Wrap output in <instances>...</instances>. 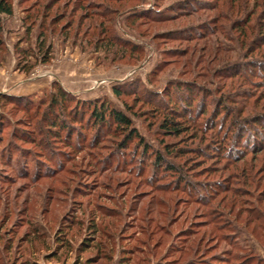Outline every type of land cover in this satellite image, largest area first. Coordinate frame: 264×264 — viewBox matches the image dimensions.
Listing matches in <instances>:
<instances>
[{
    "label": "rangeland",
    "instance_id": "1",
    "mask_svg": "<svg viewBox=\"0 0 264 264\" xmlns=\"http://www.w3.org/2000/svg\"><path fill=\"white\" fill-rule=\"evenodd\" d=\"M11 1L14 14L4 17L2 23L5 52L0 54V93L29 96L37 102L52 91L56 83L71 92L79 102L109 101L132 115L134 126L147 141L160 148L165 143L177 149L183 148L185 155L175 160L183 162L184 158L189 159L197 172L195 181L203 183L220 175L212 172L213 167H221L224 160L218 161L214 157L216 155L203 157L193 149L199 146L201 132L196 137L192 129L178 137L158 133L157 119L153 118L156 111L143 100V96L161 98L158 90L164 91L167 84L177 78L206 81L199 73L202 66L210 61V54L216 59L215 63L228 58L245 64V60L264 58L262 41L259 42V45L263 44L261 48L249 52L235 40L238 37L236 29L228 31L232 38L216 30L204 39H196L210 16L216 14L217 7L214 10L200 7L212 0H144L143 3L126 0L121 4L95 0L113 8L122 5L119 11L113 9L115 12L108 16L111 21L100 16L86 19L84 9L77 8L75 0H60L47 11V23L42 26L48 30L45 47H52L51 60L44 62L42 51L36 46V37L42 32V27H37L36 22L31 34H26V24L29 25L31 20L29 18L25 22L24 18L48 0ZM133 4L142 9L149 8L152 15L168 17L166 21L154 22L142 16L133 22L128 18L132 10H127ZM226 4L224 7L220 5L224 17L219 22L224 24V30L229 29L230 21L227 12L231 4ZM194 8L199 10L187 13ZM43 13L46 15L45 10L41 15ZM58 13L65 17L53 25L52 16ZM101 20L116 32L115 36L128 40L131 45L142 46L143 53L130 54L129 50L127 56L122 57L114 50L97 49V36L93 32L95 22ZM63 30L68 32L67 39H64L63 33L66 32ZM217 41L223 42L229 52L224 51ZM18 43L19 47H29L32 51L26 57L29 61L17 55L15 46ZM245 54L249 56L245 57ZM183 61L190 64L184 66ZM24 64H32V70L23 71ZM211 81H215L210 85L215 95L221 92L220 88L216 91L217 84L224 85L225 91L238 89L231 77L220 79L213 76ZM115 87L131 88L135 93L117 96L113 91ZM249 87L255 86L244 84L242 88L246 90ZM258 89L241 116L264 110V97H259L263 96L259 92L262 88ZM256 97L259 99L254 102ZM214 98L207 99L208 111L203 116L204 120L211 116ZM125 103L131 110L125 109ZM24 107L16 102L0 100V119H4V123H0V135L3 136L0 149L11 141L18 143L20 148L13 154L10 165L0 163V264H27L33 260L36 264H112L128 256L130 258L126 261L131 264H240L247 257L248 264H264V151L249 153L246 159L237 163L250 173L253 185L247 187L241 181H233L234 187L240 191L234 194L221 191L210 196L212 203L206 204L203 200L191 199L177 187L171 188L175 179L164 178V172L149 166L150 156H134L131 145L127 154L135 159H131L134 167H103L105 159L101 163L99 158L112 152L110 149L115 141L108 137L102 150L93 149L91 143L99 130L86 119L72 125V146L52 139L53 148L39 152L42 151L40 146L24 143L12 135V127L15 126L28 130L34 128ZM26 120L30 122L26 123ZM106 131L103 128L100 136H107ZM205 146L202 143V148ZM10 149L13 151L16 147L11 145ZM121 153L124 152L115 153V160L122 159L124 155ZM15 156L20 157L16 160ZM143 163L148 165L147 168H142ZM235 166H229V171L224 174L231 173ZM151 172L162 174V177L155 176L150 182ZM168 181L171 187L162 189L158 186ZM202 190L196 187V192L201 194ZM219 204L220 210L224 211L221 221L226 220L228 226L225 230L222 228L224 223L220 224L210 210ZM92 223L101 229L94 240L92 237L88 239L93 235L90 231ZM35 227L39 238L34 235ZM112 235V253L109 248H97L96 241ZM62 238L67 240L65 245L59 244ZM85 242L91 245H85ZM7 244H10V249ZM233 244L239 254L235 259L229 258ZM128 249L132 251L128 253Z\"/></svg>",
    "mask_w": 264,
    "mask_h": 264
},
{
    "label": "trees",
    "instance_id": "2",
    "mask_svg": "<svg viewBox=\"0 0 264 264\" xmlns=\"http://www.w3.org/2000/svg\"><path fill=\"white\" fill-rule=\"evenodd\" d=\"M59 1L60 0H48L46 4H42L41 7L34 11L33 14H28L24 18V21L26 22L27 19L30 18L31 23L29 25L26 24V34H31L32 26L36 25V22L38 23L37 27L44 26L47 23V11ZM104 1H112L121 4L126 0ZM132 1H137V3L144 2V0ZM227 2L228 4H231L228 9L229 12H227L230 21L229 29L226 28L227 30H224V24L222 21L221 23L219 22L220 18L224 17V11L221 9L220 5L224 7L223 4H226ZM75 6H78L77 8L84 9L85 13L83 15L86 17V19H93L92 16H100L104 20L111 21V17L108 18V16L115 12L113 9L119 11L122 5H119V7H116V9L108 5L104 6V4H101L97 1L95 2V0H75ZM200 7L208 10H214V8L217 7V11L214 16H210L211 18L209 17L210 21L208 20V24L205 27L203 26V31L199 30L196 39H204L208 36V34H211L210 32H216V30L217 32L219 30L223 34L226 33L225 36L232 38L228 31L236 29L238 31V37H236L235 40L240 42L243 47H246L247 51H254L253 49L256 50L262 47L263 44L259 45V42L262 41L264 43V0H212V2L203 4ZM260 7L262 8L259 11ZM43 10L46 11V15L44 13L41 15ZM127 10H132V14L128 15V18L133 22L140 19L142 16L152 19L154 22L166 21V18L168 17L167 16L164 18L165 15H152L149 8L142 9L139 6L137 7V5L135 6V4L128 6ZM197 10L199 9L194 8L187 13L190 14ZM240 13L241 16L238 17L237 15ZM13 14L14 6L12 1L0 0V54L5 52V50H3L5 43L3 42L4 40H2V35L4 33V28L2 26L3 18L10 17ZM64 17V14L61 13L52 16V22H54L52 24L55 25ZM104 20L95 22V32L93 33L96 34L95 36H97L98 43L97 41L95 42L98 44L97 49L103 47L109 52L114 50L122 57H126L129 50L130 54L137 53L140 55L143 53L142 46L138 44L131 45L128 40H122L120 37L115 36L114 33L116 32L112 29L110 30V27L105 26ZM259 24L260 28L257 29V25ZM49 25H51V20ZM47 31V29L42 27V32H39L36 37V46L40 52L42 51L44 62H49L51 60L50 55L52 47L49 45L45 47ZM63 32H66V30H63ZM63 34L64 39H67L69 36L68 32ZM217 42L220 43L219 45L222 46L221 48L224 51L229 52V48H227L223 42ZM19 43L15 46L17 55L24 56L26 58L27 55L32 53V51L29 49V47H19ZM209 56L210 57H208V60L210 61L202 66V70L199 73V75H202L206 81L200 82L196 79L182 80L177 78L178 80H171L169 82L170 84H167L164 91L158 90V97L161 98H157V96H143V100L151 104L153 107L152 110L154 109L156 111V114H153V118L157 119V132L160 131L166 136L176 137L180 136L183 132L189 131L190 129H192V133H195V137L197 136V133L201 132V137H199L200 142L198 143L199 146L194 147L193 149L203 157L205 156L208 158L210 155H216L214 157H216L218 161L221 159L224 160V163L221 167H213L214 170L212 172L220 173V175L218 177L211 178V180L203 181V183L202 181L194 180L197 179V172L194 171L189 159L186 160L187 158H184L185 161L183 162H178L175 160L185 155L183 148L177 149L176 147L170 146L171 144L169 143H165L164 147L160 148L156 146L155 143L147 141L134 126L133 119L131 117L132 115L123 112L109 101H101L100 103H90L87 101L79 102L74 98L71 92L67 91L61 85L56 83L53 85V90L49 91L47 95L40 98L37 102H33L29 96L16 97L4 93H0V100H9L16 102L17 105L22 104L25 106V111L31 118L29 119L31 120L30 124H34V128L32 130H28L26 128H18L20 126H15L12 127V135L16 137L17 140H20L24 143L30 142L34 145L40 146L42 151L39 152L53 148L52 139L61 140L65 142L66 146H72V125L78 122L81 123V121L86 119L90 121L92 126L99 130L98 134L94 136V141L91 143V147L93 149L100 148V150H102V148L107 145L106 140L109 139L108 137H112V139L115 141L114 143L111 142L112 148L110 151L112 152L99 158L101 163L105 159V162L102 164L103 167L108 168L111 165L114 167V169L122 167H125V169L126 167H134L132 166L134 163L131 161V159L133 161H135V159L127 154V149L131 145V151L133 152L132 154L134 156H138V154L150 156L148 158V161L150 160L148 162L149 166L154 168L156 171L161 170L164 172V178L173 177V179H175V184L172 185V187L170 184H168V181L164 182V184H159L158 186L160 188L165 189L168 187H177L178 189L185 191V193H187L190 198L192 197L191 199L203 200L206 204H210L212 203V198L210 196H215L221 191L226 193L237 192L239 189L234 187L233 181H241L247 187L254 184V182L249 177L250 173H248L246 168L237 165V163L246 159V156L249 153H258L259 150L264 151V110L251 113L246 116H241L246 110V106L250 104V100L258 93V88H262V90L259 92L263 94V96L259 97H264V58L245 60L247 61L245 64L242 62L239 63L232 60H227L228 58L220 59L218 60L219 62L215 63L216 59L214 56L211 54ZM247 56H249V54ZM247 56L245 54V57ZM188 64H190L189 61H183L184 66ZM32 68V64H24L22 70L29 72L32 70ZM213 76L219 77L220 79L226 77L233 78V80L236 81L234 85H236L238 89H236V91H225L223 90L224 85L218 86L217 84L216 91L220 88L221 92H219L218 95H215L213 87L210 86L214 85L213 83H215V81H211ZM252 77L257 78V80L252 79ZM244 84H251V86L255 87H249L248 89L244 90L242 88ZM174 87L175 89L173 90ZM254 88H256L257 91L254 90ZM113 89L117 96H121L123 93L127 92V94H130L132 91H135L131 88L121 89L115 87ZM209 97H216V99L214 98L216 101L212 105V110L210 113L211 116L206 117V120H204L203 116L208 111L207 99ZM257 97L255 98L254 102L259 99H257ZM73 101L76 102L74 103V106L70 107ZM161 101H163V104ZM124 106L126 110H131V107L127 103H125ZM262 107L264 109V104ZM29 120H26L25 122L29 123ZM0 123L3 124L4 119H0ZM100 128L102 129L100 130ZM103 128L107 130V136H100L99 133H101V131L103 132ZM2 140L3 136L0 135V144ZM202 143L207 145L205 146L207 150L202 148ZM11 145H14L16 149L12 151V149H10ZM17 150H20L19 144L14 141H11L8 145H4L0 149V163L3 165L8 163V165H10L11 160L13 159V154ZM121 151L124 152L121 153L124 156H122V159L115 160V153H119ZM17 157L20 156H15L16 160ZM129 157L130 159L128 160ZM120 161L123 162L119 164ZM233 164L236 165L234 170L231 171V173H227V175H225L224 173L229 171L228 167L232 166ZM142 165L143 169L147 168L146 166H148L144 163ZM210 172L211 171H209V173ZM155 176L159 178L162 177V174L159 176V174L157 175L154 172H151L149 174L150 182L153 181L151 179ZM157 182H159V180H157ZM196 187L204 190L201 192L202 197H200L201 194L199 192H196ZM206 191L207 193L205 196H203ZM220 206L221 204H219L216 208L212 206L210 210L212 211V214L216 215V219L218 222H220V224L224 223V227L222 228L225 230V228L228 226L226 225V220L221 221V219L224 218V211L220 210ZM253 216H255V214H253ZM91 225L90 231H92L94 236L91 235L88 237V239H90V237L93 239L97 231L101 230L98 228L96 223H92ZM229 228V230L232 231V227L230 226ZM33 232L37 238L40 237V234L37 232V227L34 228ZM229 233L226 235H229ZM113 240V235L108 236V238L96 241V246L98 249L109 248L112 253L114 250ZM65 243H67L65 238H62L61 242H59V244L62 245H65ZM92 243H94V241H92ZM84 244L91 245L89 242H85ZM7 247L10 249V244H7ZM236 249V245L234 246L233 244V250L230 251L229 258H238L239 254L235 251ZM128 251V253H130L132 250L128 249ZM148 254H150V252ZM151 256L153 255L151 254ZM46 258L49 257L47 256ZM129 258L130 256L127 258L121 257L119 262L112 264H131L130 262L126 261L127 259L129 260ZM143 259L144 258H142L141 261H144ZM248 261V257L244 258L240 264H248ZM26 263L36 264L37 262L33 260ZM228 263H230V261Z\"/></svg>",
    "mask_w": 264,
    "mask_h": 264
}]
</instances>
